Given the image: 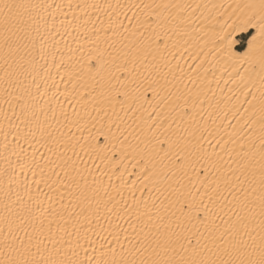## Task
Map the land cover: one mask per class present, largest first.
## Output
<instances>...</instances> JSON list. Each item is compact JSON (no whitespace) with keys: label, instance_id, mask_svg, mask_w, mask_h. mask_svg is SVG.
Listing matches in <instances>:
<instances>
[{"label":"snow or ice","instance_id":"snow-or-ice-1","mask_svg":"<svg viewBox=\"0 0 264 264\" xmlns=\"http://www.w3.org/2000/svg\"><path fill=\"white\" fill-rule=\"evenodd\" d=\"M47 7L31 0H0V58L3 59L5 102H8V95H13L21 106L19 115L26 121H36L35 131L29 127V134L35 138L39 133L40 139L49 145V151L53 144L57 145L63 150L61 156H66L69 149L75 154L79 146L81 151H91L97 159L105 160L116 141L122 151H136L144 162L140 182L145 188L150 182V192H159L163 199L150 196L143 201L133 199L131 204L123 200L121 207L120 201L109 194V188L115 186L111 183L105 185L102 177H93L89 197L85 191L89 188L88 181L71 157L58 165L63 173L61 176L54 167L46 173L45 165L37 161L33 153L30 163H19L21 172L26 168L32 171L33 181H28L25 176L22 187L20 183L14 185L17 177L13 169L3 193L0 264H264V0L235 5L233 23L226 32L222 28L223 35H218L215 41L214 46L223 54L222 58L244 66L243 73L235 72L240 81L239 95L233 93L231 106L225 105L227 110L222 119L217 116L221 121L219 124L216 120L209 124V120L219 109L220 101L215 106L209 103L213 111L209 112L207 120L201 116V121H197L188 107L191 96L184 97L179 88L176 93L157 91L158 81L150 77L161 69L155 64L153 40L149 37L139 46L134 44L125 54L123 63L118 62V55H113L110 65L99 57L96 63L87 66L89 75L95 73L99 77L92 82L91 110L85 105L83 116L76 112L73 118H69L62 109L67 134L52 128L46 112L41 121L35 110L37 98L47 97L49 91L55 89L45 101L49 103L56 99L59 91L50 75L43 45L39 52L35 47L41 27L39 22L43 19L41 13ZM249 28L255 31L254 35L248 33L250 38L238 35ZM245 39L246 49L242 53L234 51L238 43L244 47L242 41ZM170 41L171 37L162 39L159 35L155 39L154 51L165 67L171 64L164 55L169 50ZM161 43L163 49L159 47ZM37 55L39 60H45L44 64H40ZM137 65L145 72H140ZM41 71L45 72L47 79L38 81ZM169 72H172L170 67ZM68 82L72 83L71 78ZM60 94L71 95L67 89ZM25 96L33 101L30 116ZM200 103L202 106L204 101ZM192 108H196L195 103ZM164 109H168L167 114ZM40 111L43 112V108ZM120 113L125 116L131 113L133 117L136 113L140 115L133 119L132 125L125 127L126 121ZM229 115L238 119L237 125L231 126L234 131L225 139L220 135V129ZM52 119H57L55 110H52ZM72 127L78 129L79 137L72 133ZM128 127H132L133 132L125 135ZM54 131L59 135L54 136ZM130 135H134V146L129 143ZM236 136L239 140L235 139ZM5 148L7 150V145ZM7 172L5 169V174ZM77 175L84 182L83 188ZM119 179L123 180V177ZM32 183L37 186L35 191ZM41 184L49 191L44 192ZM21 191L24 196L20 195ZM65 191L68 204L64 203ZM57 192L59 202L54 198ZM77 193V199L88 200L89 207L95 200L96 209L92 215L97 224L100 205L103 204L111 229L109 234L117 243L120 238V231H117L119 218L127 216L134 221L130 224L131 233L124 230L126 248L120 243L118 253L115 247L104 250L101 245L99 254L95 249L89 254L85 245L91 247L95 242L89 234L94 230L88 209L81 208L79 213L69 211L72 197ZM117 195L123 199L119 190ZM113 217L117 218L116 223H113ZM73 219L75 223L69 230Z\"/></svg>","mask_w":264,"mask_h":264},{"label":"bare ground","instance_id":"bare-ground-1","mask_svg":"<svg viewBox=\"0 0 264 264\" xmlns=\"http://www.w3.org/2000/svg\"><path fill=\"white\" fill-rule=\"evenodd\" d=\"M31 2L49 6L41 13L43 19L39 22L41 27L35 47L39 52L41 45H43L47 65L50 66V75L54 77L59 91L56 94V99L50 100L49 103H45V101L49 100L52 91H56L55 89L49 91L47 97L37 98L38 103L35 110L41 121L44 120V112L47 113L53 129H61L66 134L68 133V128L63 126L62 109L68 113L69 118H73V114L76 112L83 116V106L85 105L91 110L92 82L99 77H96L95 73L88 74L87 66L90 63H96L99 57H103V62L110 65L113 55H118L120 57L118 62L123 63L124 56L129 49L134 44L139 46L146 42L149 37L153 40L152 50L153 55L156 56L155 64L161 69L158 74L153 73L150 79L158 81L156 88L157 91L162 89L161 94H165L169 90L176 93L177 88H179L184 97L191 96L188 107L191 109V113L195 114L197 121H201V116L207 120L209 112L213 111L209 107V103L215 106L220 101L219 109L209 120V124L212 120H216V123L219 124L221 121L217 119V116L222 119L224 111L227 110L225 105L231 106L230 100L233 93L239 95L240 81L235 72L238 70L243 73L244 66L233 60L222 58L223 54L217 51L214 44L217 36L223 35L221 29L223 28L226 32L229 30L228 26L233 23L235 17L232 16V12L235 5L249 2V0H31ZM177 5L181 7H175ZM185 5L191 7L185 8L183 7ZM197 5L200 6L198 9ZM249 32L255 34V31L249 28L246 32L238 35L247 34V38H250L248 37ZM141 33H144L143 37H141ZM157 35L162 39L171 37L169 50L164 52L167 59L171 61L168 67L164 66V61L154 51ZM173 44L176 47H173ZM235 46L234 51L242 53L247 47V39L244 47L240 50H237ZM159 47L163 49V43ZM185 49L187 50L185 51ZM37 59L39 60V55H37ZM148 59L152 61L153 58L149 56ZM39 62L44 64L45 60H39ZM61 64L62 67L56 66ZM128 67L129 69L132 68L131 62H129ZM137 67L140 72H145L143 67L139 65ZM169 67L172 69L171 73ZM3 77V59L0 58V208H2L3 193L8 186L13 169L17 177L14 185L20 183L22 187L25 176L28 181H33L32 171L26 168L24 172H21L19 167L20 162L30 163L33 153H35L37 161L45 165L46 173L49 168L54 167L56 172L61 173V176L63 173L58 165H62L64 160L71 157L72 160L76 161L77 167L88 181L89 188L85 191L89 197L92 195L93 177H102L105 185L111 183L115 186L109 188V194L115 197L116 201H120L121 207H123V200H127L131 204L133 199L143 201L150 196L163 199L159 192L154 190L150 192V182L148 188H145L144 184L140 182L144 162L141 161L136 151L131 149L122 151L119 141L115 142V147L107 153L105 160L97 159L91 151H81L79 146H77L75 154L69 149L66 156H61L63 150L55 144L49 151V145L40 139L39 133L36 134L35 138L29 134V127L35 131L36 121H26L19 115L21 106L16 103L14 96L8 95V102H5ZM69 78H71L72 83L68 82ZM30 79L31 77H29ZM43 79H47V77L45 72L41 71L37 80L42 81ZM233 80L237 83L233 84ZM209 82L211 83L209 84ZM48 83L51 84L52 80L49 79ZM66 89L71 93L67 97L60 94L64 93ZM43 90L42 87L41 91ZM129 91L131 90L129 89ZM32 92L35 96V86H33ZM257 94H259L258 91ZM81 96L85 98L81 99ZM149 98L151 99V93H149ZM201 101H204L202 106ZM25 102L29 105L28 115L30 116L32 98L25 96ZM193 103H195L196 108H192ZM181 104H183V100ZM145 107L147 106L145 105ZM41 108H43V112L40 111ZM52 110H55L57 119H52ZM240 110L243 112L244 108L241 107ZM164 112L167 114L168 109H164ZM120 115L126 121L124 126L127 127L133 124V119L138 117L140 113H136L135 117L131 113L128 116H125L124 113H120ZM144 115L146 116L147 113ZM187 119L186 116L185 120ZM237 119L229 115L228 119L223 120L224 127L220 129V135L228 139V134L234 131L231 126L237 125ZM132 132L133 128L128 127V132L125 135ZM246 132L247 129H245ZM72 133H75L77 137L80 135L76 127H72ZM58 135L59 132L54 131V136ZM235 139L239 140V136H236ZM129 143L135 145L134 135L129 136ZM212 143L215 144V140ZM70 166L71 162H69ZM5 169H8L7 174H5ZM121 176L123 180L119 179ZM109 177H111V181H109ZM38 178L39 176L36 177V179ZM76 178L83 188L84 182L80 181L79 175ZM36 187V184L32 183L33 191L36 190ZM40 188L44 192L49 191L43 184L40 185ZM63 190L61 188V191ZM117 190L122 193L123 199L121 195H117ZM20 195L24 196V192L21 191ZM64 195V203L68 204L67 191L64 192ZM78 195L77 193L76 196L72 197L69 211L79 213L81 208L88 209V216L92 222L91 228L94 230L90 231L89 234L92 241L95 242L91 247L85 245L89 254L93 253V249L99 254L101 245H103L104 250L115 247L118 253L120 243L124 244L126 248L128 245L124 238V230L131 233L130 224L134 221L127 216L119 218L120 228L117 231H120V238L119 243H117L113 235L109 234L111 229H109L108 220L105 218L107 213L103 204L100 205L101 212L99 224H97L96 218L92 215L96 209L95 200L91 201V207H89V201L83 198L78 200ZM54 198L59 202L58 192L54 194ZM149 204H151V199H149ZM112 219L113 223H116L117 218L113 217ZM81 221H83V217H81ZM73 223H75L74 219L69 223V230H71Z\"/></svg>","mask_w":264,"mask_h":264},{"label":"crops","instance_id":"crops-1","mask_svg":"<svg viewBox=\"0 0 264 264\" xmlns=\"http://www.w3.org/2000/svg\"><path fill=\"white\" fill-rule=\"evenodd\" d=\"M239 36L247 37V34H241V35H239ZM245 40H246V39H245ZM245 40L242 41L243 45H244V43H245ZM235 48H236L237 50H240L242 47H240V44L238 43V44L235 46Z\"/></svg>","mask_w":264,"mask_h":264}]
</instances>
